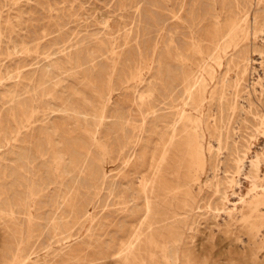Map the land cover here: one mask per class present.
Instances as JSON below:
<instances>
[{
    "label": "bare ground",
    "instance_id": "1",
    "mask_svg": "<svg viewBox=\"0 0 264 264\" xmlns=\"http://www.w3.org/2000/svg\"><path fill=\"white\" fill-rule=\"evenodd\" d=\"M256 2L253 10L245 5L237 13L222 9L214 17L215 26L207 28L203 35L194 29L193 21H184L183 3L177 9V3L169 9L171 24L157 26L159 39L152 52L155 55L159 45L160 49L165 46L167 52L173 51L178 71L164 93L159 94L160 87L156 88L155 104L150 111L154 141L150 163L134 164L130 156H122L124 167L137 166L133 170L134 183L125 172L107 180L99 170L89 171L85 166H79L77 176L71 177L65 170L71 161L66 162L64 153L45 156L43 150H34L39 135L17 144L25 132L43 128L39 117L45 100L43 84L47 79H28L27 70L22 67H16L12 74L9 72L6 81L0 82V148L9 149L16 158L11 164L4 162L0 182V190H6L4 196L0 191V221L5 228L9 229V223L16 221L23 222L28 229L37 224L34 214L37 199L51 188L46 195L47 203L57 202L85 213L86 203L101 187L106 191L107 204L112 201L116 207L110 213L115 212L117 217H112L110 223L120 227L128 224V228L115 229L112 233L118 236L100 243L99 258L111 256L117 264H258V254L264 249V113L262 104L258 101L254 105L243 84L250 68L255 74L261 70L263 75L257 73L253 87L249 86L252 92L258 90L260 97L264 95V13H261L264 0ZM222 21L225 23L221 24ZM179 27L189 30L190 41L185 38L182 42L186 46L176 44L174 37L168 38L169 43L165 44L163 32ZM102 46L101 51L113 60L121 59V52L109 41ZM250 47L254 57L249 60L247 53L241 74L230 77L229 71L237 66L234 57ZM227 54L230 60L225 65L223 56ZM52 67V73L62 68ZM222 73L224 81L219 89L216 79ZM240 90L246 92L244 97L239 95ZM25 100H28L26 105ZM166 104L168 111L164 112ZM16 107L18 113H15ZM67 110L70 109L62 111ZM75 117L79 119L78 115ZM247 124L251 130H246L247 135L243 136L240 132L242 128L249 129ZM252 146L256 148L254 151H250ZM0 154V159L5 160L2 157L5 153ZM178 154L189 159L186 174L171 178L175 167L173 155ZM45 168L58 171V180L56 176L46 175ZM8 171L11 173L7 174ZM147 172L151 173L150 177ZM21 193L27 196L23 200L17 197ZM201 224L204 229H200ZM24 235L23 229L19 230L13 235V241H8L0 255V264H29L23 254L28 240Z\"/></svg>",
    "mask_w": 264,
    "mask_h": 264
},
{
    "label": "rangeland",
    "instance_id": "2",
    "mask_svg": "<svg viewBox=\"0 0 264 264\" xmlns=\"http://www.w3.org/2000/svg\"><path fill=\"white\" fill-rule=\"evenodd\" d=\"M182 1L0 0V82H5L8 73H14L16 67L26 69L25 75L28 79H47L42 92L43 99L47 100L43 101L39 117L44 123L43 128L25 132L17 144H23L22 141L39 135L40 137L35 139L37 147L34 150H43L45 156L64 153L66 162L71 161V164H66L65 167L71 177L77 176L76 170L79 166H85L89 171L99 170L100 175L105 176L107 180L125 172L132 183L136 182L133 170L137 166L129 169L124 167L122 156H130L134 164L143 163L147 166L150 163L154 143L150 111L155 104L156 88L160 87L159 94L164 93L175 71H178V61L173 56V51L167 52L165 46L160 49L159 45L157 53L154 55L152 52L155 41L159 39L157 26L171 24L169 9L176 3V9L184 4V21H193L196 24L194 29L202 35L207 28L215 26L214 17L222 9L237 13L242 10L243 5L252 10L257 6L256 0H190V3L189 0ZM203 2L204 4H201ZM261 13H264V9ZM163 33L168 34L164 35L165 44H168V38L172 37L178 45H183L185 38L190 41L189 30L185 28H168ZM107 41L121 52L120 60H113L107 52L101 51L102 45H107ZM243 53L234 57L237 66L229 71L230 77H235L239 72V75L241 74L247 53L249 60L254 57L251 47ZM228 54L223 56L224 64L230 60ZM76 62L79 64L76 65ZM251 65L256 67L252 61ZM52 66L62 68L52 73ZM252 70L253 68H250L243 84L253 97L254 105L259 102L262 104L264 113V95L260 97L258 90L252 92L251 89L257 73L263 75V72L258 69L255 74ZM223 76L222 73L216 79L219 89L224 81ZM239 93L244 97L246 92L240 90ZM165 102L169 103L168 99H165ZM27 103L28 100L23 101L24 105ZM167 106L168 104L163 105L164 112L168 111ZM65 108L70 110L62 111ZM15 110V113L19 112L18 107ZM76 110L81 112L76 113ZM76 115L79 116L78 120L75 119ZM247 126L249 129L242 128L240 132L243 136L251 130L250 124ZM255 149L252 146L250 151ZM1 151L6 155L2 154L5 160L0 159V182L3 181V164H11V160L16 158L7 148H0ZM173 157L172 164L175 167L169 177L182 178L186 174L189 159L182 154ZM74 165L77 169L73 168ZM45 172L48 176H56V180L60 177L58 171L45 168ZM109 172L110 174H107ZM147 174L148 177L151 176V173ZM204 179L202 176V184ZM132 186L135 187V184ZM100 188L86 203L85 213H79L75 207L67 208L60 202V205L57 202L53 205L47 203L49 198L46 195L50 194L51 188L38 197L34 214L39 220L37 219L38 223L31 228L28 229L26 224L16 221L10 222V228L6 229L0 221V255L8 241H13V235L23 229L24 239L28 236L23 254L29 259V264H117L111 256L99 258L100 243L118 236L112 233L117 228L127 230L128 224L120 227L116 223H110L112 217H117L115 212L110 213L116 207L111 204L112 201L107 204L106 191ZM204 189L206 190L205 186ZM0 191L4 196L6 190L2 188ZM25 196L24 193L17 194L18 199L23 200ZM199 227L204 229V224ZM197 235L199 236L198 233ZM89 240L93 243H88ZM262 251L258 254V264H264V249Z\"/></svg>",
    "mask_w": 264,
    "mask_h": 264
}]
</instances>
